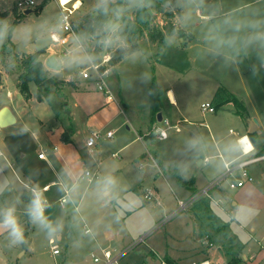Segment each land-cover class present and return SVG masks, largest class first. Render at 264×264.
Returning a JSON list of instances; mask_svg holds the SVG:
<instances>
[{
	"label": "rangeland",
	"instance_id": "rangeland-1",
	"mask_svg": "<svg viewBox=\"0 0 264 264\" xmlns=\"http://www.w3.org/2000/svg\"><path fill=\"white\" fill-rule=\"evenodd\" d=\"M139 1L126 0L112 25L117 28L122 15H132ZM172 1L181 10L174 21L178 19L193 39L167 32L157 42L143 37L140 50L109 67L105 83L114 101L105 104L106 93L98 88L100 80L80 74L85 68L94 74L88 53L74 38L70 46L51 38L53 29L56 33L62 30L58 0H47L40 12L29 15L17 8L24 15L16 26L12 25L17 19L13 13L17 0H0V14L6 13L0 27L7 26L0 40L4 43L0 45V109L10 107L17 118L15 124L0 127V212L13 208L24 234V243L12 244L9 230L0 227V264H102L95 262L93 255L103 256L105 250L119 257L120 264L123 259L140 264L152 256L165 255L192 263L206 254L212 263L226 264L223 237H211L212 246L203 243L197 223L204 220L196 214L193 202L199 195L209 196L220 213L241 219L242 237L245 243L249 241L244 255L258 256L259 262L250 259V264H264V179L258 174V167L264 164L250 167L254 180L244 188L230 187L234 177L216 182L225 174V160L240 151L237 138L247 134L246 115L259 117L258 138L264 143V51L253 45L246 55L243 50L218 48L212 39L217 34L245 35L250 29L236 33L224 21L264 20V0H161L164 12H157L148 3L155 14L154 23L160 27L168 18L167 12L176 9ZM97 4L98 0H84V8L74 14V21L91 16ZM10 31L15 45L8 40ZM44 46L59 54L62 68L50 72L58 82L46 89L43 100L37 98L34 82L30 83V96L23 97L18 88L19 53L41 51ZM66 48L71 49L67 55L62 53ZM70 79L76 81V87L67 82ZM154 80L161 89L174 86L190 123H180L181 133L168 129V139L149 136L140 140L137 129L151 130L147 127V101ZM221 84L244 101L247 113H238L233 102L219 105L214 112L202 111L201 103L211 102ZM162 112L165 118L169 116L166 109ZM71 113L68 131L72 141L67 143L62 138L66 129L62 120ZM172 118L176 121L178 116ZM156 125L167 128L162 121L152 127ZM108 131L114 132L112 138L107 137ZM94 132L100 136L91 152L86 142ZM67 148L73 156L64 159L61 154ZM40 152L45 158H39ZM206 156L210 161L204 160ZM138 161L143 164L140 169ZM84 165L91 172L99 168V178L90 181L81 177ZM180 177L185 184L179 183ZM105 178H113L115 183L105 189ZM28 179L35 184V199L40 198L43 209H48L43 216L58 227L54 234L33 216L28 220L27 213L34 210L26 207L20 195L31 187ZM192 179L195 189L189 186ZM47 183L49 187L43 189ZM135 185L152 191L154 198L143 199L144 194L131 190ZM73 189L77 195H72ZM63 197L67 198L64 204ZM180 200L191 203L180 209ZM85 226L91 233L85 232ZM50 238L59 252H53Z\"/></svg>",
	"mask_w": 264,
	"mask_h": 264
},
{
	"label": "trees",
	"instance_id": "trees-1",
	"mask_svg": "<svg viewBox=\"0 0 264 264\" xmlns=\"http://www.w3.org/2000/svg\"><path fill=\"white\" fill-rule=\"evenodd\" d=\"M46 1L47 0H43L41 3L37 4V8H39L40 11ZM125 1L126 0H109V10L107 13L100 11L96 6V9L91 16L83 15L73 22V30L79 43L83 46L84 50L88 53L94 63H101L104 57L109 55L106 66L110 67L118 64L125 57L140 49L139 42L143 37H148L150 41L157 42L164 37L165 32L169 34H177L179 36H184L186 34L185 29L177 25V22L174 21L175 14L180 15V10L175 6L173 1L172 3L176 9L175 11L167 12L168 18L166 19L164 26L160 27L158 24L154 23L155 14L148 6V3H152L157 12H164L165 7L162 5L161 0H143V3H141L140 0L133 14L131 15L127 13L122 15L120 24L117 28L111 30L110 26H112V22L114 23L113 19L118 13L119 7L123 8L125 6ZM13 13L17 19L12 26H16L17 22L22 20L21 18L24 14L22 12L19 13L17 7L13 9ZM5 14L6 13L0 14V20L5 17ZM10 37L11 31L9 32L8 40L10 44H14ZM0 45L3 46L4 43L0 41ZM45 50L46 48L33 53H19L21 70L18 76V88L23 97L30 96V83L34 82L37 86L36 96L39 100H43L46 89H48L51 84L58 82L56 76L50 73L51 71L40 59V54L45 52ZM12 52L16 54L15 51ZM60 81L65 82L63 80ZM68 82L73 86L76 84L72 80ZM162 95L163 92L157 87L154 80V83L150 87V107L154 122L157 121V113L161 110ZM214 99L216 100L215 108L226 102H233L238 113H246L244 102L224 87H219L217 89ZM56 117L60 119L61 115L59 111L57 112ZM70 120V115H66V119L62 120L66 128L62 133V138L67 142H71V137L68 131L70 128ZM66 121H69L67 126L65 125ZM250 136L256 146L255 154H263L264 145L257 141L255 133ZM179 183L185 184L181 177L179 178ZM191 185L189 186L191 187ZM21 196L28 209L34 210L33 202L35 196L32 189H24ZM194 204L196 208L200 210V214L208 222L213 231L212 235L211 233L209 234L208 231L201 229L200 233L202 238L204 239L207 237L208 239H211V237L216 235L223 237L226 241L225 245L222 246L223 252L227 256L226 264H248L243 256L245 243L231 231L228 223L224 222L223 219L216 215L211 208L209 196H198L195 199ZM27 215L29 220L32 215L31 213H27ZM28 234L29 228L25 231L26 237H28ZM164 264L172 263L171 261L169 262L166 260Z\"/></svg>",
	"mask_w": 264,
	"mask_h": 264
},
{
	"label": "built area",
	"instance_id": "built-area-1",
	"mask_svg": "<svg viewBox=\"0 0 264 264\" xmlns=\"http://www.w3.org/2000/svg\"><path fill=\"white\" fill-rule=\"evenodd\" d=\"M58 3L60 6V10H61L60 29H62L61 30L62 32L52 33L51 38L56 43H59L61 45L70 46L71 38H74L77 40L76 34L73 30V22H74V14L77 11L78 7L76 6V0H68L67 3H62V0H58ZM37 4L38 3L36 0H17L16 7L19 9L25 10L28 8H36ZM69 52H71V49H68V48L62 51V53L65 55H67ZM108 59L109 58L105 56L101 63H94V62L92 63L94 74L89 71L90 68L83 69L80 72V74L83 78H90L93 75H95L97 80H100L98 88L105 91L106 93L105 98L109 102V101L114 100V96L112 95L110 89L106 87V83H105V76L109 73V67L106 66ZM201 109L203 112H206V111L214 112L216 110L215 105L209 101L202 103ZM162 122L166 124L167 128H163L161 126L156 125L155 127H152L151 130L146 132L145 135L154 136L158 140H165L169 137L168 129L174 128L175 131H181L179 122L173 124L168 119H165V118H163ZM106 135L108 138H112L114 136V132L108 131ZM145 135H140L139 138L143 139ZM99 136H100V133L94 132L93 138H89L87 140L86 142L87 146L93 147L95 145V138H98ZM245 136L249 138L248 135H243L239 137L238 141L240 142L241 138ZM249 141L251 142L250 138H249ZM241 147L243 150L244 157H240L233 161L225 163V169H226L225 174L223 177L218 179L216 182H219L226 176L234 177L235 179L230 183V187L240 188V187H243L247 182H252L254 180V176L249 171V166L253 164H257V163L264 164V153L258 155V154H255V148L253 147L251 151L246 150L243 145H241ZM56 149L57 147L55 146L54 150ZM38 156L39 158H45V154L43 152H40ZM206 161H209L208 157L206 158ZM138 166L141 167L142 164H138ZM81 176L82 177L85 176L88 178V180L91 181L93 179L99 178L100 171L95 170L91 172L88 168L85 167ZM204 192L207 195L209 194L208 189H206ZM144 198L146 200H151L154 198V193L152 191L145 190ZM65 202H67V198L63 197L61 199V203L64 204ZM189 203H191V201L186 203L180 200L179 208L185 209L188 206L187 204ZM75 208H77V206H75ZM86 231L89 232V229H87ZM50 243L52 244L53 252L54 253L59 252L57 245L54 243L53 239H50ZM203 243H206L212 246V242L209 241L207 237L204 239ZM102 255L103 256H100V257L97 255H93L94 261L98 263L102 262V264H119V257L113 256L109 250L103 251ZM131 264H134V263H131Z\"/></svg>",
	"mask_w": 264,
	"mask_h": 264
},
{
	"label": "crops",
	"instance_id": "crops-1",
	"mask_svg": "<svg viewBox=\"0 0 264 264\" xmlns=\"http://www.w3.org/2000/svg\"><path fill=\"white\" fill-rule=\"evenodd\" d=\"M37 1V0H36ZM43 0H39V1H37V3L39 4V3H41ZM76 5H77V0H76ZM175 6H177V5H175ZM78 7V9H77V11L76 12H80V10L81 9H83L84 8V0H79V6H77ZM178 8H179V6H177ZM179 10H180V8H179ZM181 11V10H180ZM75 12V13H76ZM199 12V11H198ZM180 15H181V12H180ZM177 24H179V21H178V19H177ZM180 25V24H179ZM60 26V25H59ZM180 27H181V25H180ZM183 28V27H182ZM58 29V28H57ZM184 29V28H183ZM58 30H56V29H53L51 32H50V34H52V33H56ZM185 31H186V29H185ZM62 32V31H61ZM60 33V32H59ZM187 35V37H188V39H186V40H192L193 38V35H191V34H187V32H186V34L183 36V37H185ZM76 40V39H75ZM182 40V39H181ZM71 41V40H70ZM77 41V43H78V46L79 47H81V48H83L82 47V45L79 43V41H78V39L76 40ZM72 43V42H71ZM45 48H46V50H45V52H43L42 53V55H41V57H42V61H43V63H45V60H46V58L51 54V53H57L56 52V50H53L51 47H49V46H44ZM44 47H42V48H44ZM83 50H84V48H83ZM140 50V49H139ZM107 56V58H109V55H106ZM57 58H58V61H59V63H60V59H59V54L57 53ZM126 58V57H125ZM61 64V63H60ZM117 65V64H116ZM115 66V65H114ZM61 68H62V64H61ZM51 71V70H50ZM186 71H187V69H186ZM173 72H175V71H173ZM55 74V73H54ZM180 79V78H179ZM70 80H72V81H74V82H76L74 79H70ZM70 80H68V81H70ZM67 81V82H68ZM156 82V81H155ZM156 84H157V82H156ZM76 86H77V83H76ZM157 87H158V85H157ZM219 87H224V88H226L228 91H230L227 87H225L223 84H221ZM218 87V88H219ZM159 88V87H158ZM162 92H163V95H162V97H161V110L159 111V112H162L163 111V108L164 109H166L167 110V113L169 114V116L167 117V118H165L164 117V114H163V112H162V114H163V118H165V119H168L169 121H171V120H173L174 121V119L172 118L173 116L174 117H177L178 116V118L176 119V121H174L175 123H178L179 122V124L181 123V122H184V123H190V121H189V119L187 118V116H186V114H185V112H184V110H183V108H182V106L180 105V102H179V100H178V98H177V95H176V91H175V88H174V86H169V87H166L165 89H161V88H159ZM216 92H217V90H215V94H216ZM230 92H232V91H230ZM233 93V92H232ZM215 94L213 95V98L215 97ZM234 94V93H233ZM238 97V96H237ZM239 98V97H238ZM242 100V99H241ZM112 101H114V100H112ZM112 101H107L106 100V98H105V101H104V103L105 104H107V103H112ZM243 101V100H242ZM207 102V101H206ZM211 102H213V104L214 105H216V100L215 99H213V100H211ZM244 102V101H243ZM147 103H148V106H149V114H148V117H147V127H149L150 129L152 128V126L154 125V123H156V122H154L153 121V114H152V111H151V107H150V98L148 99V101H147ZM202 103H204V102H202ZM201 103V104H202ZM244 105H245V103H244ZM246 107V106H245ZM246 113H247V108H246ZM72 115V113L70 114V116ZM246 116H248V115H246ZM250 117V116H249ZM256 118V117H255ZM257 120H258V122H259V124H258V128H257V130L254 132L255 134H256V138H257V141L260 143V144H262V145H264V143H261V141H260V139L258 138V131H259V127H260V120H259V117H257L256 118ZM66 122H69V121H66ZM160 122V121H159ZM246 129H247V134L245 133V134H243V135H248L249 136V138L251 139V144L253 145V148H255V151H256V146H255V144H254V141L252 140V138H251V134L248 132V130H249V123H248V121H247V119H246ZM137 130H139V131H137ZM136 130V132H137V134H138V138H139V136L140 135H145V133H146V131L144 130V132L142 131V130H140V128L139 129H137ZM182 130H183V127L181 126V131H175L176 133H181L182 132ZM243 135H241V136H243ZM241 136H239V137H241ZM145 137L147 138V137H149V136H147V135H145ZM144 137V138H145ZM239 137L237 138V143H238V145H239V147H240V151H237V153L234 155V156H232L229 160H225V162H224V166H225V163H227V162H230V161H233V160H235V159H237V158H240V157H244V155H243V150H242V147H241V145H240V143H239V141H238V139H239ZM143 138V139H144ZM169 138V137H168ZM167 138V139H168ZM140 140H143V139H141V138H139ZM72 141V140H71ZM65 142H67V141H65ZM67 143H69V142H67ZM64 146H67V144H65ZM55 147V146H54ZM246 149V148H245ZM89 150L92 152V150H93V148L92 147H89ZM247 150V149H246ZM64 152L61 154V156H62V158H64V159H68L69 157H72L73 155H72V151H71V149H69V148H67V149H65V150H63ZM220 157H222V153H219L218 154ZM142 156H144L145 157V153H142V155H141V157ZM209 158L210 159V156H206V157H204V160H206V158ZM42 159V158H41ZM210 161V160H209ZM200 162H202L201 160H200ZM138 164H142V162L141 161H138L137 163H136V167L137 168H142L143 167V164H142V166L140 167V166H138ZM154 164H156V162H154ZM153 164V165H154ZM258 164V163H257ZM254 165H256V164H253V165H251V166H254ZM251 166H249V171H250V173L252 174V172H251V169H250V167ZM84 167H86L85 165H84ZM258 169H259V171L260 172H258V174H259V176H261V178L262 179H264V166H263V168H260V167H258ZM96 170H99V168L98 169H96ZM83 173V172H82ZM82 173L80 174V176L82 175ZM253 175V174H252ZM82 177V176H81ZM28 181L30 182V184H31V189L35 192V184L33 183V181L31 182L30 181V179H28ZM194 181H195V179H192V185H191V187H192V189H195V187H194ZM253 182V181H252ZM249 182H247L243 187H240V188H244L247 184H248ZM251 183V182H250ZM49 187V183H47V184H44L43 185V189H47ZM250 187H253V185L252 184H250ZM29 188V189H30ZM25 189H28V188H25ZM131 190H134V191H137L138 193H142V194H144V192H145V190H141V187L139 186V185H135V186H133L132 188H131ZM67 191V190H66ZM72 195H77V190L76 189H73L72 190ZM20 195H22V192L20 193ZM36 196V195H35ZM21 198H22V196H21ZM210 198V197H209ZM23 199V198H22ZM143 199H144V195H143ZM146 200V199H145ZM263 200H264V196H263ZM115 202V201H114ZM210 205H211V208L213 209V211L216 213V215H218L221 219H223V221L224 222H226V223H228L229 224V227L231 228V231L235 234V235H237V237L242 241V242H244L245 243V241H244V238L242 237V232L241 231H243V230H241V226L240 225H242V221H241V219L239 218V217H236V216H229V217H227L226 215H224V214H222V213H220L219 211H217V209H215V207H214V205L212 204V201H211V199H210ZM75 206H77V205H75ZM262 208H264V203L262 204ZM26 207H27V205H26ZM261 208V209H262ZM76 209H78V206H77V208ZM48 209H43V211H47ZM136 210V209H135ZM198 212L199 213H197L196 212V214H198L199 215V218L201 217V218H203V220L204 221H199L198 223H197V225L199 226V228H200V231H201V229H203L204 231H208V232H210L209 231V229H211V227L209 226V224H208V222L204 219V217L200 214V210H198ZM130 212H128V214H129ZM238 215V214H237ZM87 229H89V232H87L86 230ZM199 231V232H200ZM252 231H255V227L254 228H252ZM85 232L86 233H91V230H90V228L89 227H87V226H85ZM198 232V233H199ZM212 233H213V231H212ZM201 234V233H200ZM140 235V234H139ZM213 235V234H212ZM216 236H218V235H216ZM215 236V237H216ZM251 238V237H250ZM249 238V239H250ZM50 239H53V238H50ZM215 239V238H214ZM249 241H247L246 243H248ZM245 243V244H246ZM245 247V246H244ZM244 249V248H243ZM151 253H153L154 254V252L151 250L150 251ZM260 254V253H259ZM204 257L202 258V259H200V260H198V261H193L192 263H186V262H184V260H183V258L182 257H171V256H169V255H165L164 257H162V258H157L156 256H152V258H147L148 259V262H146V261H142L140 264H164V262H166V260H168L169 262L171 261V263L172 264H214V263H212L211 262V260L209 259V257H208V254H206V255H203ZM243 256L245 257L244 259L248 262V264H250V259L251 260H255L254 262H256V258H258V256H254L253 258L251 257V256H247V255H244V250H243ZM133 260L135 259V258H132ZM261 261H264V256L261 258ZM123 262L124 263H126V264H131V263H134V264H137L135 261H132V260H130V259H128V260H126V259H123V260H121V263L123 264ZM257 262H259V261H257ZM256 262V263H257ZM255 263V264H256ZM119 264H120V262H119Z\"/></svg>",
	"mask_w": 264,
	"mask_h": 264
},
{
	"label": "clouds",
	"instance_id": "clouds-1",
	"mask_svg": "<svg viewBox=\"0 0 264 264\" xmlns=\"http://www.w3.org/2000/svg\"><path fill=\"white\" fill-rule=\"evenodd\" d=\"M67 2L68 0H62V3ZM141 3H143V0H141ZM108 4L109 0H98L97 8L100 11L107 13L109 10ZM76 6H79V0H77ZM224 23L232 25L236 33H240L244 28L250 29V31H248L242 37H225L221 34L214 35L212 39L216 41L218 48L227 46L228 48L237 50V52L243 50L247 55L248 49L255 45L261 51H264V20H236L233 23V21L229 18L226 19ZM110 27L113 30L115 29V25H112ZM6 33L7 26L4 25L0 27V40H3ZM238 40L240 41L239 44H237ZM239 143L243 145L248 151L252 150L253 145L249 141L248 137H242ZM103 183L105 185V189H107V187L115 183V181L113 178H105ZM33 208L34 211L31 213L33 219L38 221L45 229H47L50 235L58 231V227L54 226L51 221L47 220V218L43 216V204L40 198L37 197L34 200ZM14 212L15 210L13 208H7L6 210L0 212V227L9 230V237L12 244L24 243L23 230L20 227Z\"/></svg>",
	"mask_w": 264,
	"mask_h": 264
},
{
	"label": "water",
	"instance_id": "water-1",
	"mask_svg": "<svg viewBox=\"0 0 264 264\" xmlns=\"http://www.w3.org/2000/svg\"><path fill=\"white\" fill-rule=\"evenodd\" d=\"M40 10L39 8H28L24 10V14L29 15L32 13H38ZM45 66L49 69V70H60L61 69V64L58 61L57 58V53H51L45 60ZM19 96L21 97V95L19 94ZM246 119L249 123V130L248 132L250 134H253L257 128H258V120L255 117H249L246 116ZM157 120L158 121H162L163 120V114L162 112H158L157 113ZM17 121L16 115L14 114V112L10 109V107L8 106H3L0 109V127H6V126H10L15 124ZM70 234V233H69ZM245 258V257H244Z\"/></svg>",
	"mask_w": 264,
	"mask_h": 264
}]
</instances>
